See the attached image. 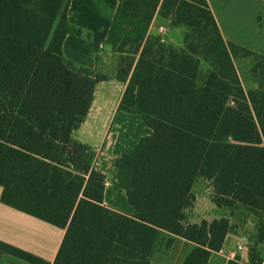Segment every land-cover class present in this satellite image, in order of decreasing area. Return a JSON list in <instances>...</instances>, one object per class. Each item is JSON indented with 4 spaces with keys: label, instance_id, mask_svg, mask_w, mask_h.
I'll use <instances>...</instances> for the list:
<instances>
[{
    "label": "trees",
    "instance_id": "16d2710c",
    "mask_svg": "<svg viewBox=\"0 0 264 264\" xmlns=\"http://www.w3.org/2000/svg\"><path fill=\"white\" fill-rule=\"evenodd\" d=\"M70 3L0 0L1 203L65 230L53 264H150L161 232L196 245L185 264H209L234 226L189 223L205 180L218 208L242 224L254 218L249 263L264 264V57L245 51L258 85L247 91L240 48L224 40L208 0H119L107 40L127 83L119 111L152 130L116 161L128 216L105 205L98 154L73 137L110 77L64 57L66 37L83 34ZM157 14L185 29L181 47L149 34ZM6 255L49 264L0 241Z\"/></svg>",
    "mask_w": 264,
    "mask_h": 264
},
{
    "label": "crops",
    "instance_id": "0c3cea01",
    "mask_svg": "<svg viewBox=\"0 0 264 264\" xmlns=\"http://www.w3.org/2000/svg\"><path fill=\"white\" fill-rule=\"evenodd\" d=\"M118 5L119 0H71L68 11L69 23L80 29L83 34L81 36L69 34L63 44V54L67 60L110 77L109 81L97 86L95 101L89 115L73 137L94 148L98 154L96 169L106 176L105 205L116 212L133 216L135 211L129 205L125 191L116 186V161L123 154L130 153L142 137L151 135L152 130L144 124L140 115L119 111L127 83L117 79L119 57L107 43ZM175 30L178 32L183 29L172 28L169 19L157 14L149 34L160 36L164 42L181 47L183 35H176ZM256 88L258 85L253 89ZM118 119L125 121L123 128L128 131L123 137L115 135L112 152L108 149V143L115 126L116 130L119 129ZM123 128L120 131H124ZM199 181L208 185L207 193H201V196L195 193L196 201L189 211V223L193 225L201 224L203 221L211 223L225 217L230 218L234 226L222 250L213 254L209 264L215 262L227 264L236 258L249 263L248 248L251 244L249 239L255 232L254 218H248L243 229L237 226L239 222L230 217L229 210L218 208L212 202L213 188L210 182ZM2 193L3 188L0 186V241L53 264L64 239L65 230L4 205L1 203ZM171 239L173 243L168 246ZM239 246H243V249L239 250ZM195 247L194 243L183 238L161 232L150 264H185ZM1 262L22 264V260L7 255L0 259Z\"/></svg>",
    "mask_w": 264,
    "mask_h": 264
},
{
    "label": "rangeland",
    "instance_id": "374dc122",
    "mask_svg": "<svg viewBox=\"0 0 264 264\" xmlns=\"http://www.w3.org/2000/svg\"><path fill=\"white\" fill-rule=\"evenodd\" d=\"M208 1L226 42L240 48L235 54L234 62L244 88L249 91L257 86L252 72L256 58L253 55H246L245 51L264 57V0ZM183 30L178 32L175 30L174 33L178 36L183 35L184 38L185 29ZM117 122L119 129L116 130L115 126L114 132L117 133V137H123L128 131L123 128L126 123L119 119ZM122 128L124 131H120ZM101 150L103 151L102 148ZM207 188L206 183L199 181L195 186V193L200 196L201 193L206 194ZM237 226L244 228V224L241 222ZM248 234L247 232L246 235ZM214 264H221V262Z\"/></svg>",
    "mask_w": 264,
    "mask_h": 264
},
{
    "label": "built area",
    "instance_id": "2783aa9c",
    "mask_svg": "<svg viewBox=\"0 0 264 264\" xmlns=\"http://www.w3.org/2000/svg\"><path fill=\"white\" fill-rule=\"evenodd\" d=\"M243 249V246H239V250H242ZM240 264H249L247 262H245L244 260H241L239 261ZM0 264H13L12 262H1ZM22 264H32V263H29V262H25V261H22Z\"/></svg>",
    "mask_w": 264,
    "mask_h": 264
}]
</instances>
